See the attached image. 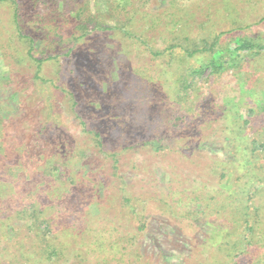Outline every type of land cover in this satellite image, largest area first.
<instances>
[{"label":"rangeland","instance_id":"rangeland-1","mask_svg":"<svg viewBox=\"0 0 264 264\" xmlns=\"http://www.w3.org/2000/svg\"><path fill=\"white\" fill-rule=\"evenodd\" d=\"M157 1L149 0L148 6L150 8L159 6L164 0ZM214 1L213 3L210 2L211 11L220 7V2ZM229 1L236 3L238 14L244 19V23L251 25L250 28L246 27V30L253 37L264 39V20H260L261 17H264V0ZM175 2L179 7H184L183 3L192 4L195 9L204 5L202 4L203 0H175ZM82 5H85L89 11L96 15L107 14V5L104 0H83ZM220 8H223V5ZM4 13L5 10L0 7V15ZM0 18L2 20V16ZM1 20L0 25L3 26L4 24L6 27L7 17H5V22ZM189 28L192 31L195 30L194 25L189 26ZM240 30L242 31L244 28ZM162 31V37H169L164 29ZM5 33H8L6 29L2 35L4 41L8 39V37L6 39ZM218 37L220 44H223L226 35H219ZM111 38L107 32L101 34L88 33L82 38L74 52L76 57L73 56V60H71L77 72L76 75L65 76L68 59L62 60L63 73L65 74L62 73V76L58 77L51 75L53 79L59 78L58 89H51V91L53 94L56 90L59 93H56L54 111L56 115H59L60 121L58 125L52 126L49 120L46 133L40 135L39 145L33 142L35 144L31 143L27 146L28 157L31 155L40 156L41 153L47 154L51 150H58L60 156L65 160L64 166L73 167L74 180L70 186L73 192L65 195L68 203L74 205L83 200L87 202L88 198H85L84 195L88 191L91 192L92 189H96V198L100 200V203L95 201L90 203L93 204L89 206L91 216L93 214L92 219L90 213L80 212V207L78 209L72 207V210L75 209V213L67 219L59 215L60 220H58L61 225L57 223L56 225L66 232L61 244L67 249H71L70 253L66 254L68 255L65 257L66 262L60 264H138L139 262L140 264H177L179 261L182 263V258L187 254L188 257L195 258L194 264H200L199 261L205 260V258H201L199 255L204 249H211L213 246L208 241L213 232L211 225L216 226L213 223L218 224L219 219L217 220L213 216L214 213L209 209L200 216H203V220L198 221L199 216H192L194 209L190 210V208H193L194 204L195 207L196 204L199 205L200 201L198 200L204 198L207 192H213L217 188V185L221 183L218 175L220 171L218 172V170L222 168L234 172L233 179H227L223 184L230 188L228 192L234 191V200L237 196L235 192L247 181L246 167H252V164L243 161V156L246 155L245 148L238 146L242 140L234 138V131L231 133L230 130L231 128L235 129L237 125L239 126L242 121H245L242 117L246 114V110L240 107L237 114L235 111H230L229 107L234 104L235 99L234 96L226 95L225 90H228V93L234 92L233 89L237 92L240 90L248 93L251 90V95L255 98L262 94L260 101L264 107V57L247 59L248 64L245 61L243 63L244 68L237 67L220 74L211 75L210 70L206 69L191 81H186L185 85L188 86L189 84V86L181 93L184 98L179 104L174 120L166 124L164 121L166 115L159 113L156 115L157 120L154 119L153 121L157 125L159 124L158 121L161 123L164 121V126L155 128V125L152 124V128L150 126V130L147 131L136 122V119L130 122L131 127L128 128L129 123L127 127L123 122L114 119L115 115H108L117 112V109L109 104V95L112 92H117L121 83L130 82L135 86L138 84L136 78H138V82H141L139 81L140 77L149 76L147 80L153 79L151 85L147 84V87L152 89V97L157 99V104L162 106L161 109H168L171 97L175 98L176 94L172 83L166 84L165 78L158 74L165 67V64L161 62L163 61L161 59H150L146 52L141 50L140 46L131 39L123 38L121 40L120 38L112 41ZM155 39V47H159L163 39L159 35ZM7 47L11 48L12 46L8 45ZM2 54L3 50L0 49V83L8 81L11 72V64L7 63L9 61L2 60ZM202 55L200 56L202 57ZM174 57L172 64L167 68L169 72L173 68L183 72L188 66L190 68L197 66L195 61H191L181 52L176 53ZM182 57L184 65L179 63L182 61H174V59L179 60ZM117 58H122L119 62L122 64L116 63ZM119 69L124 70V73L120 72L124 75L125 71H128L131 78L126 77L125 80H119L120 84L112 83V92L107 94L105 92L106 83H100V79L93 76L106 75V77H102L103 80H107V77L111 76V80L114 82L118 79L116 72ZM54 70L51 64L47 65L48 75L52 74ZM105 70L107 72H104ZM18 72L23 80L29 79L31 76L30 70L22 66ZM169 77L171 78L170 75ZM66 90L72 91L74 98L70 99ZM39 92L34 88L33 92L29 93L30 96H33V100L30 101L33 109H36L35 103L37 101L42 102L44 97V93ZM132 102L129 107L137 113L135 114L136 117L138 114L141 115L142 111L139 110L141 109L143 110L141 117L151 119V115L148 116V107H142L143 101L139 100V103L132 100ZM43 105L44 102H42L41 107ZM258 109L262 110L263 108L258 106ZM252 116L253 114H251ZM263 117L258 119L259 123L256 130H254L255 128L250 129L253 123L252 119L247 125L245 124L244 133L247 138L253 134H258V139L264 137ZM107 120L110 127L113 128L112 132L107 126ZM28 124H30L28 128L30 129L32 125L29 122ZM87 127H93L99 131V137L93 136L95 132L87 133ZM158 129L162 134L159 145L161 148L155 150V148L147 146L146 143L152 132ZM116 133L117 135H115ZM26 137H29V134ZM258 141L261 142V140ZM258 141L257 143H259ZM26 144L29 142L26 141ZM258 154L256 152V155ZM251 160L257 162L256 167H260L258 166L259 163L264 165V153L254 156ZM1 163L3 164V162ZM114 167H118V170ZM209 167H212L213 176L210 174ZM240 167L243 169H239ZM15 169L18 170L19 168ZM30 172L19 169L13 180H25L23 183L27 184L33 199L36 195V197H40L39 199L45 200L48 197H55L53 195L54 190H51L55 184L44 177L43 182L38 187H35L36 185L33 187L31 179L26 178V176L33 177ZM3 179L4 176L0 175V215L2 216L0 217V264H33L34 256L27 254L19 256V249L25 245V242L22 241L18 245L13 242L16 239L15 234L22 231L21 237L23 234L27 236L31 233L24 228L21 231L20 229L17 230L21 223L25 226L26 215L20 214V218L24 220L20 219V222L13 223L14 221L10 222L9 219H14V217H7L8 209L3 210L7 205L3 200L5 197L8 198V193L13 191L16 185L19 186L20 184L8 182L6 187H2V184L6 182ZM65 182L68 181L65 180ZM257 185L262 188L260 194L253 197L252 203L262 206L261 215H264V181ZM120 188H124V192L129 193L127 198L130 200L138 198V201H133L136 202L138 215L136 220L129 210L120 208L119 200L122 199V193L117 192ZM47 191L50 193L47 194ZM63 196V191L57 195L59 198ZM107 196L111 197V199L108 197V204ZM65 197L60 202L65 201ZM180 198L182 202L178 201ZM194 198L197 200L193 201ZM216 200L222 201L218 196L217 198L215 196L212 201H209L207 197L205 202L209 203L210 206L215 204ZM13 204V202L10 203V205ZM107 205H112L116 210H121H117L119 213L117 217L121 221V226L118 227L119 236L125 237V235L130 234L134 236V241L123 244L122 238L117 239L118 247L111 249L110 254L104 255L99 260L98 254L92 249L94 248L93 241L100 239L103 229H107V222L104 223L103 219H98L94 215H98L99 212V216L103 215ZM28 207L29 205H26L24 208ZM187 212L192 214H187ZM26 214H28V210H26ZM7 221L10 222L13 229L12 232L9 230L10 234L7 233L5 227ZM172 229L180 234L182 244L178 245L172 241ZM172 243L174 244L171 245ZM75 250L77 255L73 258L71 253ZM162 250L165 251L163 255L160 254ZM251 262L252 257H248L242 264H250Z\"/></svg>","mask_w":264,"mask_h":264},{"label":"trees","instance_id":"trees-1","mask_svg":"<svg viewBox=\"0 0 264 264\" xmlns=\"http://www.w3.org/2000/svg\"><path fill=\"white\" fill-rule=\"evenodd\" d=\"M217 1L220 2V7L223 5V8L217 7L211 11L210 2L213 3L214 0H203L202 4L204 5H200V8L197 7L196 9L189 3H183L184 7H179L175 0H164L161 5L153 8L148 6L149 0H104L107 5V14L96 15L88 10L86 4L82 5L83 0H0V7L5 10V13L0 15V17L2 16V20L1 18L0 20L5 22V17H7L6 27L4 24L3 26L0 25V49L3 50L2 60L9 61L7 63L11 64L8 81L0 83V175L4 176V181L6 180L2 187H6L8 182L20 184L19 186L16 185V188L8 193V198L5 197L3 200L7 204L3 210L8 209L7 217H14V219H9L10 222L14 221L13 223L20 222V214L26 215L25 226L21 223L17 230L20 229L21 231L24 228L31 232L27 236L23 234L21 237L20 233L22 231L15 234L16 239L13 242L16 245L21 244L22 241L25 242V245L19 249V256L21 254L34 256L33 264H60L66 262L65 257L68 256L66 254L70 253L71 249H67L66 246L61 244L66 232L64 229L57 227L61 225L59 215L65 217V219L69 218L70 215L75 213V209L72 210V207H77L76 209L80 207L82 209H80V212L90 213L89 206L93 205L90 203L92 201L100 203V200L96 198V189L86 192L84 196L88 198L87 202L83 200L71 205L66 201L67 197L65 195L73 192L70 186L74 180V171L73 167L64 166L65 160L60 156L58 150H51L47 154L41 153L40 156L31 155V157H28L27 146L33 142L39 145L40 135L46 133L48 121L50 120L52 126L58 125L60 121L59 115H56L54 111L56 97L59 93L57 90L54 91V94L51 91V89H58L59 78L53 79L51 75L54 77L62 76L64 72L62 60L68 59L66 74H63L66 77L76 75L77 72L71 60H73V56L76 57L74 52L77 45L88 33L101 34L107 32L111 35L112 41L120 38L121 40L128 38L135 41L150 59H161L163 60L161 62L165 64V67L158 74L160 77L165 78L166 84L172 83L176 94L175 98L171 97L170 103L168 102L170 104L167 107L168 109H161L162 106L157 104V99L154 96L152 97V89L147 87V84L151 85L153 80L152 78L147 80L149 76L140 77L139 81L141 82H138V78H136L138 84L135 86L130 82L121 83L119 90L114 93L111 84H120L119 80L122 81L126 77L128 78V71H125L124 75L122 74L124 70H117L118 79L114 82L111 80V76L107 77V80L102 79L106 75L93 77L100 79L102 84L106 83L107 89L105 92L107 94L112 92L109 95V104L114 106L117 112L113 110L116 114L110 113L108 115H115L114 119L123 122L127 127L129 123L128 128L131 127L130 122L133 119H136V122L147 131L150 130V126L152 128V124L155 125V128L162 127L164 121L168 124L171 120H174L179 104L184 98L181 93L189 86V84L188 86L185 85L186 81H191L206 69L210 70L211 75L220 74L229 69L244 68L243 63L247 59L264 57V39L253 37L246 30V27L250 28L251 25L244 23V19L238 14L236 3L234 4L229 0ZM260 20H264V17H261ZM192 25L195 26L194 31L189 28ZM217 28L220 30L217 31ZM241 28H244V30L241 31ZM5 29L8 32L5 33L6 39L8 37L6 41L2 39ZM163 29L169 37H162ZM158 35L161 39H164L159 47H155V37ZM219 35H226L223 44H220ZM8 45L12 47H7ZM178 52L186 55L191 61H195L197 66L194 68L188 66L183 72L173 68L169 72L167 68L172 64L173 57ZM201 54H203L202 57ZM121 60L122 58H117L116 63L122 64L119 63ZM174 61H182L179 63L184 65L183 57L179 60L174 59ZM245 63L248 64L247 61ZM48 64H51L55 69L50 75L46 71ZM177 65L181 67V65ZM20 66L30 70L31 76L29 79L23 80L22 76L19 75ZM104 72H107V70ZM34 88L39 90V93H44H42L44 97L41 100L44 105L41 107L42 102L37 101L35 103L36 109L31 107L30 101L33 100V96L29 95ZM233 90L234 92L231 93L225 90L226 95L234 96L235 99L234 104L229 107L230 111H235L237 114L240 107H243L246 114L242 117L245 121H242L235 129L231 128L230 130L231 133L234 131V138L242 140L243 143L239 142L238 146L245 148L246 155L243 156V161L252 164V167H246L247 181L235 192L237 196L234 200V191L228 192L230 188L223 185L227 179H233L234 172L222 168L218 170V172L220 171L218 175L221 183L217 185L213 192H207L206 194L209 201H212L215 196L216 198L218 196L222 201L218 202L217 199L215 204L209 206V203L205 202L207 197L204 196V198L198 200L200 201L199 205L196 204L195 207L194 204L193 208H190V210L194 209V215L192 216H199L198 221L203 220V216H200L209 209L214 213L213 216L217 220L219 219L218 224L213 223L216 226L210 224L213 232L211 238L210 233L208 234L210 238L208 241L213 246L211 249H204L201 255L198 253L201 258H205V260L199 261L200 264H242L248 257H252L250 264H264V215H261L262 206L252 203L254 201L253 197L258 196L262 188L257 184L264 181V165L259 163L258 166L260 167H256L257 162L251 160L254 156L264 153V137L258 139V134H253V136L247 138L244 133V126L250 122V119L253 121L250 129L255 128L254 130H256L259 123L258 119L264 116V107L260 101L262 94L255 98L251 95V90L249 93ZM66 93L70 96V99L74 98L72 91L66 90ZM132 100L134 102L143 101L144 105L142 107H148V116L151 115V119L142 118L143 110L141 109H139L142 111L141 115L138 114V117H136L135 114L137 113L129 107V104L133 103ZM258 106L263 109L259 110ZM47 110L49 112H46ZM154 113L156 114L154 115ZM159 113L166 115V117H164L162 123L158 121L159 124L157 125L153 120H157L156 115ZM251 114H253L252 117ZM242 118L240 119L242 120ZM27 121L32 125L30 129H28L30 124ZM107 123V126L110 127L108 120ZM117 124L119 123L117 122ZM112 129L110 127L111 132ZM86 132H95L93 136L99 137V131L93 127H87ZM160 132L158 129L152 134L150 133L151 136L147 140V146L155 148V150L161 148L159 146L162 135ZM28 134L29 137H26ZM258 140H261V142ZM26 141L29 144H26ZM256 152L259 154L256 155ZM253 154L255 155L253 156ZM15 168H19L20 171L24 169L27 172L31 170L30 173L33 177L26 176V178L31 179L33 187L35 185V187H38L43 182L44 177L50 179L55 184L51 189L54 190L53 195L55 197H48L45 200L39 199L40 197H36V195L33 199L27 184L23 183L25 180H13L19 170ZM114 168L118 170V167ZM208 169L211 176H213L212 167ZM239 169H243V167ZM114 175L117 174L114 173ZM65 180L68 182H65ZM124 190V188L117 190L118 193H122V199L119 200L120 208L129 210L136 220L138 217L136 202L133 201H138V198L130 200L127 198L129 193H125ZM50 191H47V194ZM61 191H63L64 196L59 198L57 195ZM64 197L65 201L60 202ZM108 197L107 204L109 203ZM80 198L83 197L80 196ZM195 200L197 199L194 198L193 201ZM178 201L182 202L181 198ZM225 201L227 202L224 203ZM12 202L14 204L10 205ZM19 204L21 206H18ZM222 204L224 205L222 206ZM26 205H29V207L24 208ZM11 208L13 210H10ZM26 210H28V214H26ZM117 210L112 205H107L103 215L99 216L100 212L98 215H94L98 219H103L104 223L107 222V229H103V235L101 234L100 239L93 241L94 248L92 249L98 254L99 260L104 255L110 254L111 249L118 247L117 239L122 238L123 244L134 241L133 235L119 236L118 227L121 226V221L117 217L119 214ZM222 210L224 211L222 212ZM89 215L92 219L93 214L92 216L91 213ZM0 217L2 216L0 215ZM9 221L5 224L8 234L13 231ZM172 231V241L178 245L182 244L180 234L174 229ZM164 252L162 250L160 254L163 255ZM71 255L75 258L77 251H72ZM181 262L179 261L177 264H194L195 258L188 257L187 254Z\"/></svg>","mask_w":264,"mask_h":264}]
</instances>
